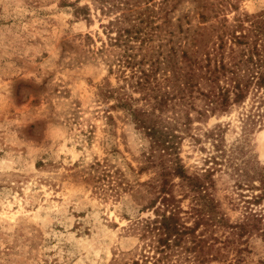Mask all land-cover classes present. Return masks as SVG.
Wrapping results in <instances>:
<instances>
[{
	"label": "rangeland",
	"instance_id": "rangeland-1",
	"mask_svg": "<svg viewBox=\"0 0 264 264\" xmlns=\"http://www.w3.org/2000/svg\"><path fill=\"white\" fill-rule=\"evenodd\" d=\"M84 5L88 17L76 10ZM100 6L99 0H0V264H132L148 240L134 225L153 216L141 182L155 178L156 167L139 170L147 140L130 115V106L144 101L132 68L117 59L124 45L102 25L123 9ZM239 20L242 27H235ZM223 23L249 34L245 48L262 47L264 0H129L121 25L142 27L130 39L131 51L148 63L169 49L179 59L198 32L209 41ZM252 104L247 98L202 115L190 129L198 140L184 133L180 143L189 174L211 172L204 180L224 220L202 232L217 237L211 252L218 264H264V197H251L264 192L252 175L259 167L264 174V114L250 123ZM195 105L201 108L203 99ZM237 143L243 151L231 159L228 148ZM246 158L251 177L242 174ZM101 168L113 176L102 178ZM189 202L187 196L182 205Z\"/></svg>",
	"mask_w": 264,
	"mask_h": 264
},
{
	"label": "trees",
	"instance_id": "trees-1",
	"mask_svg": "<svg viewBox=\"0 0 264 264\" xmlns=\"http://www.w3.org/2000/svg\"><path fill=\"white\" fill-rule=\"evenodd\" d=\"M99 1L102 11L123 9L102 25L111 41L124 45L123 53L117 59L132 68L130 75L134 78V87L140 91L139 98L144 101L141 106H130L132 121L147 140L144 164L139 170L156 167L157 176L141 182L147 185L149 193L144 206L152 210L153 216L140 218L134 225L140 236L148 240L143 243L140 258L133 259L132 264H175L178 261L218 264L214 263L211 252L215 245L213 240L217 237L202 232L215 221L223 223L224 220L216 215L217 201L207 189L208 180H204L211 172L208 170L201 176L189 174L180 156V143L184 133L198 140L190 129L202 115L224 112L247 98H253L250 107L254 112L247 113L250 123H255V117L260 118L264 114V44L262 47L254 44L245 48L243 45L249 43V34L241 29L229 31L223 23V29L209 41L204 37L203 30L198 32L199 36H194L191 49H182L179 59L175 50L169 49L165 54L151 58L148 63H140L134 59L131 51L134 45L130 39L138 38L142 27L136 24L121 25L129 19V0ZM76 10H81L84 17L89 15L86 5ZM147 10L148 7L144 9ZM238 23L235 27H242V21ZM113 30L114 36L111 34ZM123 56L125 58L122 59ZM196 98L203 99L201 108L195 105ZM193 111L197 113L196 116H193ZM208 135L216 140L215 146L220 153L225 154L222 139L216 138L219 134L210 130ZM228 150L232 153L228 157L232 159L237 157L235 152L242 153L243 146L237 143ZM101 164L100 161L96 162V166ZM243 164L242 174L250 177L256 175L262 189L264 174L261 167L250 175L248 168H252L249 166L251 159L246 158ZM115 174L121 179L120 172L116 170ZM100 175L102 178L113 176L104 168H101ZM177 186L179 194L175 192ZM187 196L190 202L184 207L182 200ZM251 197L258 201L264 197V192L262 190ZM148 246L151 252L145 249Z\"/></svg>",
	"mask_w": 264,
	"mask_h": 264
},
{
	"label": "bare ground",
	"instance_id": "bare-ground-1",
	"mask_svg": "<svg viewBox=\"0 0 264 264\" xmlns=\"http://www.w3.org/2000/svg\"><path fill=\"white\" fill-rule=\"evenodd\" d=\"M262 140H263V139H262ZM261 142H264V141H261ZM262 144H264V143H262ZM262 149H264L263 146H262ZM262 151H263V150H262Z\"/></svg>",
	"mask_w": 264,
	"mask_h": 264
}]
</instances>
